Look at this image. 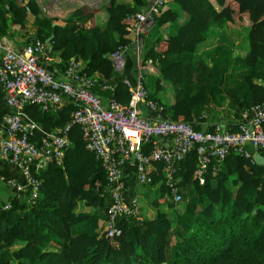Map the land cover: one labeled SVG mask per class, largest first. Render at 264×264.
<instances>
[{
	"label": "trees",
	"instance_id": "1",
	"mask_svg": "<svg viewBox=\"0 0 264 264\" xmlns=\"http://www.w3.org/2000/svg\"><path fill=\"white\" fill-rule=\"evenodd\" d=\"M149 1L108 0L101 18L89 5L57 16L44 14L32 0H0V37L7 39L12 24L25 36L22 46L52 34L48 42L55 69L62 71L71 57L79 59L85 72L114 84L113 91L98 85L95 90L126 103L130 93L115 76L109 54L131 42L130 15L147 8ZM153 16L144 58L159 73L152 83L148 79L149 97L164 105L165 115L203 131L217 122L236 130L245 111L264 103V0H161ZM241 16L249 19L247 49L237 50L230 34L220 31L206 53L208 63L200 44L213 28L241 24ZM164 88L167 100L157 93ZM225 100L227 108L220 115L214 108ZM72 109L66 98L58 108L43 109L38 103L24 107L30 118L48 128L64 127ZM68 136L61 164L50 162L37 174L33 202L27 193L17 196L6 182L12 207L0 210V264H264V165L251 156L229 150L214 168L208 166L200 183L196 151H188L174 165L180 193L176 202L165 163L151 161L149 181L137 182V188L145 187L148 196L153 190L155 210L148 216L141 210L120 216L115 223L119 232L107 235L106 173L85 147L79 123L70 124ZM30 138L40 142L42 134L37 130ZM257 152L264 155V148ZM125 167V176L134 174L131 165Z\"/></svg>",
	"mask_w": 264,
	"mask_h": 264
},
{
	"label": "built area",
	"instance_id": "2",
	"mask_svg": "<svg viewBox=\"0 0 264 264\" xmlns=\"http://www.w3.org/2000/svg\"><path fill=\"white\" fill-rule=\"evenodd\" d=\"M160 2L150 0L147 8L130 15L131 42L118 45L109 54L115 76L122 78L130 93L126 103L95 90L98 85L99 90L113 91L114 84L99 81L96 73L85 72L79 59L71 57L62 71L55 69L48 41L34 38L18 47L0 37V85L9 107L2 118L0 158L17 166L24 177V182L6 180L17 196L24 192L29 195V202L34 201L38 192L36 176L50 162L61 164L70 143L71 123L81 125L85 147L94 153L106 173L110 190L107 235L119 232L115 223L120 216L137 215L140 211L136 195L129 202L122 197L126 165L133 167L136 181L144 183L150 178L147 165L154 160L164 162L172 200L176 202L180 193L174 165L188 151H196L195 175L202 183L208 166L214 168L229 150L253 158L259 148H264V103L245 111L236 130L217 122L212 130L203 131L187 121L168 117L164 105L149 97L152 85L146 74L159 73L152 60L144 58L145 43L155 24V3ZM65 98L72 101L73 109L64 127L42 126L24 110L27 103H38L43 109L58 108ZM37 130L42 134L40 142L30 138ZM149 145L152 148L145 152ZM11 207L9 198L0 201V210Z\"/></svg>",
	"mask_w": 264,
	"mask_h": 264
},
{
	"label": "crops",
	"instance_id": "3",
	"mask_svg": "<svg viewBox=\"0 0 264 264\" xmlns=\"http://www.w3.org/2000/svg\"><path fill=\"white\" fill-rule=\"evenodd\" d=\"M32 1H34L38 5V7L41 9V11L47 15L66 13L72 10L73 8H75L76 6L89 5L97 10L96 17L102 18L104 16V11H105L103 6L108 0H32ZM22 2L26 3V2H29V0H24ZM243 33H244L243 36L247 40V34H246L247 32L244 31ZM6 35H7V39L5 40L12 41L14 43L13 44L14 46H18V47L22 46V42L24 41L25 36L21 34L20 27L18 24L9 25L7 28ZM234 36L236 35L230 34L231 38H233ZM242 49L245 50L244 47H242ZM47 65L51 67L50 62H48ZM224 108H227L226 100L222 104L215 106L214 110L218 111V113L222 115L223 113L222 110ZM8 111H9V107L4 101L3 91L0 85V141H1L2 132H3L2 131L3 130L2 118ZM211 119L215 121L214 118H211ZM8 178H13L19 182H24V177L22 176L20 169L14 164H11L3 160L2 158H0V182L2 181L6 187L5 189L4 186L2 185L0 186V200H5L10 196V194H12V190H10V188L6 185V180ZM125 179H127L126 181L127 186H125V189L122 192V197L126 202H129L130 197L132 195L137 194L138 185H137V181L135 179L134 174H130V172H126Z\"/></svg>",
	"mask_w": 264,
	"mask_h": 264
},
{
	"label": "rangeland",
	"instance_id": "4",
	"mask_svg": "<svg viewBox=\"0 0 264 264\" xmlns=\"http://www.w3.org/2000/svg\"><path fill=\"white\" fill-rule=\"evenodd\" d=\"M230 2V1H229ZM230 4V3H229ZM235 12H238L237 10H235ZM68 12L66 13H60V14H49V15H57V16H66ZM239 13V12H238ZM248 17H240V21L242 22L239 25L233 26L231 23H227L226 26L224 28H213L209 34L208 37L206 38V40L204 42H202L199 46V52H202V58H204L206 61H208V63H211V59L208 56V54L206 55V53L212 49V47L218 42L219 39V32L225 30V32H227L228 34H232V35H236L234 36L233 39V45H235V48H238L237 50H242V47H244V49H247L248 47V41L246 40V38L243 36L244 35V31H246V25L249 23L248 21ZM153 32V31H152ZM238 43V44H237ZM154 78H156V75L153 74H149V80L150 83L151 80H153ZM162 83L169 85V82L166 81L165 79H162ZM170 91V90H169ZM157 93L160 95V97H162V99L167 100V98L165 97L164 93H165V89H161L159 91H157ZM4 186V183L1 181L0 182V186ZM6 189V187H5ZM153 190L150 191L151 196L146 195L145 194V187L143 186H139V191H138V198H139V204H140V209L142 212L143 216H148L149 213H151L152 211L155 210V206H153L150 203V199L151 197H153Z\"/></svg>",
	"mask_w": 264,
	"mask_h": 264
},
{
	"label": "water",
	"instance_id": "5",
	"mask_svg": "<svg viewBox=\"0 0 264 264\" xmlns=\"http://www.w3.org/2000/svg\"><path fill=\"white\" fill-rule=\"evenodd\" d=\"M50 37H52V34L50 35ZM50 37H48L47 39H45L46 41L50 40ZM253 160L254 162L258 163V164H262L264 165V155L260 152H257L253 155Z\"/></svg>",
	"mask_w": 264,
	"mask_h": 264
},
{
	"label": "clouds",
	"instance_id": "6",
	"mask_svg": "<svg viewBox=\"0 0 264 264\" xmlns=\"http://www.w3.org/2000/svg\"><path fill=\"white\" fill-rule=\"evenodd\" d=\"M92 7V6H91ZM139 210H140V207H139Z\"/></svg>",
	"mask_w": 264,
	"mask_h": 264
}]
</instances>
